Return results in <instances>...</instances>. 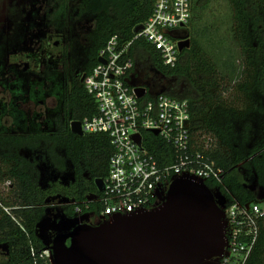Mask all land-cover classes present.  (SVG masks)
I'll use <instances>...</instances> for the list:
<instances>
[{"label":"trees","instance_id":"trees-1","mask_svg":"<svg viewBox=\"0 0 264 264\" xmlns=\"http://www.w3.org/2000/svg\"><path fill=\"white\" fill-rule=\"evenodd\" d=\"M200 1L191 0L189 43L180 51L174 67L165 66L159 51L142 38L132 42L130 54L138 60L137 55L142 52L151 68L163 77L185 78L189 82L196 97H190V91L180 89L178 86L183 84L176 83L167 93L187 98L195 128L218 137V145L210 157L223 168L225 186L241 201L264 200V0H226L232 9L230 37L239 48L243 66L240 73L235 74L232 55L226 48L220 49L222 63H231L228 76L218 71L213 60L215 56L203 47L201 32L195 24L196 19H202L204 6H199ZM45 2L44 15L35 25L39 27L38 31L44 24L53 26L58 33L67 32L75 16L83 11L94 16V24L79 56L75 55L70 42L61 50L60 69L55 68L56 63L48 64L37 73L50 79L57 77L52 92L55 107L47 116V127L26 129L23 121L17 125L20 131L0 135V166H8L0 176V183L11 181L8 194H0V243L8 247L7 258L2 264H33L31 247L36 251L38 264H46L38 253L48 245L47 230H53L50 226L54 223L49 220L44 224L43 218L61 221L58 225L62 228L67 223L62 222L64 217H77L73 205L67 202L101 195L95 180L104 179L108 173L113 152L109 137L105 133L80 136L70 129L72 121H83L97 111V104L85 89L82 76L97 63L99 50L112 35L117 34L121 42L132 39L134 28L149 17L153 7V0ZM17 7L7 5L6 10L13 16L19 11ZM18 23L0 21V59L12 50L8 45L24 34L18 31ZM27 56L36 63L40 62L34 52ZM18 68H8L11 76L16 77L12 81L15 85L11 91L13 95L21 93L20 87L26 76V71L21 73L20 66ZM0 71L4 73L3 64ZM221 79L228 80L224 86ZM28 88L25 90L31 98H42L39 87L29 85ZM228 91V95L223 96ZM145 136L146 146L159 164H170V146L152 133ZM4 147L8 149L1 150ZM20 150L27 154L23 155ZM206 186L220 207L226 200V190L212 182H207ZM11 196L13 200H10ZM2 206L12 207L15 220L3 211ZM100 207V204H92L88 211L97 212ZM246 264H264V217Z\"/></svg>","mask_w":264,"mask_h":264},{"label":"built area","instance_id":"built-area-1","mask_svg":"<svg viewBox=\"0 0 264 264\" xmlns=\"http://www.w3.org/2000/svg\"><path fill=\"white\" fill-rule=\"evenodd\" d=\"M190 16L191 0H153L151 14L132 39L121 42L117 34L112 35L99 50L97 63L83 74V84L94 98L97 111L80 121L81 129L83 133H105L113 152L108 173L102 179L101 195L67 203L73 205L77 216L89 220L94 217L96 222H103L114 215H136L157 207L177 177L189 176L205 185L215 183L227 193L220 206L225 223V244L220 256L204 264H246L264 217V200L241 201L225 186L223 168L210 157L218 145V137L195 128L187 98L163 91L151 93L145 86L135 83L136 58L130 54L132 42L144 39L159 51L165 66L174 67L181 51L179 37H183L181 32ZM136 86L145 88L140 97L135 92ZM147 133L170 146V164L160 165L149 151ZM10 184V180L1 183L4 196ZM92 204L101 207L97 212L88 211ZM2 209L15 220L12 207L2 206ZM30 254L33 264H38L33 247ZM38 257L46 264H54L52 252L47 247Z\"/></svg>","mask_w":264,"mask_h":264},{"label":"water","instance_id":"water-1","mask_svg":"<svg viewBox=\"0 0 264 264\" xmlns=\"http://www.w3.org/2000/svg\"><path fill=\"white\" fill-rule=\"evenodd\" d=\"M141 27L137 25L134 32ZM179 39L182 50L189 42ZM135 92L140 97L145 88L136 86ZM70 129L84 134L80 121H72ZM95 183L102 190V180ZM224 226L223 211L207 186L180 176L157 207L136 215H114L94 226L76 225L58 234L49 248L54 264H204L221 255Z\"/></svg>","mask_w":264,"mask_h":264},{"label":"rangeland","instance_id":"rangeland-1","mask_svg":"<svg viewBox=\"0 0 264 264\" xmlns=\"http://www.w3.org/2000/svg\"><path fill=\"white\" fill-rule=\"evenodd\" d=\"M46 0H3L4 3L0 4V21L5 22H17L19 21L18 31L24 32L18 40L12 41L8 47L12 49L9 54L4 56V59H0V65L3 64V71H0V135H7L11 132L20 131L17 125H21L25 121L26 129H35L36 127H47V116L55 107V97L52 92L55 88L57 77L54 79L46 78L44 75H37V73L44 70L46 65L55 64L56 69L61 68L60 57L65 45L72 42L75 55L79 56L84 46L87 43V36L94 24V16L87 12H82L80 15L75 16L70 26L67 28V32H57V29L53 26H45L43 23L40 31L39 27L35 26L39 21V18L44 15V7ZM9 4H6V3ZM17 4V5H16ZM7 5H15L19 7V11L9 14L6 10ZM202 8V19H196V26H198L203 39V47L211 56H215V60L218 71L225 72L228 76L229 67L231 63H222L220 57V49L226 48L227 53L232 55L231 62L236 67L235 74L240 73L242 70V59L240 57V51L237 45L232 42L230 37V27L232 24V9L226 0H201L199 6ZM17 7V8H18ZM17 8H15L17 10ZM193 11V9H192ZM34 12V13H33ZM15 13L17 16H15ZM192 29L190 22L186 29L181 34L184 38L188 39L189 31ZM204 29V31H202ZM205 32L206 35L203 36ZM68 33V35H66ZM67 38L64 41V38ZM204 37H207L204 39ZM209 38V39H208ZM36 53L40 57V62L36 63L27 54ZM135 64V83H146L153 92L164 91L168 92L173 86L183 84L180 89L190 91V97H196L194 89L191 88L189 82L184 78H168L163 77L160 73L154 71L148 59L139 52L137 55ZM223 64H226L225 67ZM14 66L19 69L21 73L26 71V76L22 81L20 87L21 93L13 95L11 92L15 87L13 80L16 78L14 75L8 72V68ZM31 72V73H28ZM3 73V74H2ZM55 73V72H54ZM2 74V75H1ZM49 76V75H48ZM12 77V78H10ZM8 78H10L8 80ZM226 79V77H224ZM179 80V81H178ZM228 80L221 79L220 82L224 86ZM29 89V85H33L34 88H40L42 98H31L26 91L25 85ZM5 85V86H3ZM40 85V86H39ZM146 86V85H145ZM26 89V90H25ZM25 90V91H24ZM230 91L225 92L223 96L228 95ZM38 101V102H37ZM14 107V109H13ZM11 108L13 110H11ZM12 114V116H10ZM23 117H25L23 119ZM32 125V126H31ZM8 147H4L1 150H6ZM23 155H26L23 150H20ZM3 187L0 184V194H4ZM9 198V197H8ZM12 199V196L10 197ZM48 215H51L48 212ZM88 216V215H87ZM83 217V216H82ZM88 219V218H87ZM92 223L96 222L94 217L90 218Z\"/></svg>","mask_w":264,"mask_h":264},{"label":"flooded vegetation","instance_id":"flooded-vegetation-1","mask_svg":"<svg viewBox=\"0 0 264 264\" xmlns=\"http://www.w3.org/2000/svg\"><path fill=\"white\" fill-rule=\"evenodd\" d=\"M12 116V114L10 115ZM13 117V116H12ZM32 126V125H31ZM37 128V127H36ZM8 166H0V176L1 174H3V171L7 168ZM2 183V182H1ZM0 183V184H1ZM11 185V184H10ZM49 220H52L54 225L50 226L51 228H53V230H47V241L46 243L48 244L46 247L49 248V246L51 245V243L53 242V239L58 235V234H66L68 232H70L76 225L79 224H86V225H97L100 222H94L92 223L89 219L85 218L84 216H77L74 218H66L64 217L62 219V222H67L65 224V226L63 225L62 228H60V226L58 224L61 223V221L56 220L55 218L50 219L49 217H45L42 220V223L46 224L49 222ZM52 223V224H53ZM69 224V225H67ZM67 225V226H66ZM69 238H67L65 240L66 244L69 243ZM50 249V248H49ZM52 252V251H51ZM7 254H8V247L4 244V243H0V264H2V262L4 261L5 258H7Z\"/></svg>","mask_w":264,"mask_h":264},{"label":"crops","instance_id":"crops-1","mask_svg":"<svg viewBox=\"0 0 264 264\" xmlns=\"http://www.w3.org/2000/svg\"><path fill=\"white\" fill-rule=\"evenodd\" d=\"M142 86H144V85H142ZM150 90V89H149ZM151 93H155V92H153V91H150Z\"/></svg>","mask_w":264,"mask_h":264}]
</instances>
